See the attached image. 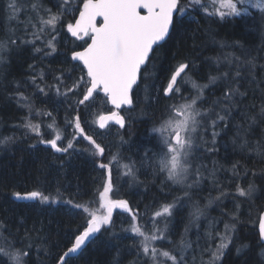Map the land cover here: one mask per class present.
<instances>
[{
    "label": "trees",
    "instance_id": "1",
    "mask_svg": "<svg viewBox=\"0 0 264 264\" xmlns=\"http://www.w3.org/2000/svg\"><path fill=\"white\" fill-rule=\"evenodd\" d=\"M51 2L58 4L57 0H50L49 4ZM8 3L9 0H0V43L7 44L12 38L18 41L14 45L7 44L8 50L0 53L3 57L0 60V139L14 138L13 142L0 146V224L4 226L0 228V244L14 245L13 251L27 248L30 241L26 233L33 225L42 226L39 234L31 231V255L25 259L27 264H55L58 255L65 250L68 234L84 223L83 214H75L76 210L64 200L71 195L81 204L95 201L91 205L94 206L98 190H102L101 173L104 172L94 161L99 159L107 163L117 152L121 157L119 163L135 164L138 179L133 182L121 176L122 169L115 165L113 198H126L134 209L151 213L154 204L159 206L165 198L171 202L174 197L181 196L180 186L173 190L171 182H165L166 174H157L158 161L152 159L157 144L156 134L150 129L160 123L166 106L172 103L163 96L162 88L170 70L179 61L187 60L192 69L184 80L191 78L197 85L207 84L203 104L214 106L226 88L223 74L229 72L234 76L236 71V63L229 64L225 57H239L243 61L255 60L254 67L240 64L242 76L234 86L245 95L236 97L242 102L233 105L226 122L216 129L219 135L215 137V144L212 137L207 136L204 142L208 150L198 156L197 162L193 159L194 170L199 168L200 182L187 189L190 198L177 201L168 229L170 239L177 244L181 236L191 242L192 248L186 253L188 264H207L211 257L203 250L215 248L218 243L215 231L223 232L226 222L235 223L234 239L217 264H264V248L257 231V218L264 210V120L258 118L264 94V13L251 10L245 17L224 21L207 17L203 12L178 18L175 29L156 48L152 63L135 90V106L122 112L127 118L125 128L110 126L102 131L92 123L111 108L102 103V97L89 110L85 120L89 133L101 132L97 139L106 148L104 156L97 158L83 151L70 156L57 154L39 143L41 136L52 139L53 133L48 132L45 124L53 125L55 131L66 137L72 131L70 127L65 131L67 104L63 96H57L53 85L61 72L69 85L80 75L77 71L70 76L68 69L72 63L71 51L81 42L62 31L56 52L45 55L44 52L51 51L45 48L44 52L36 53L32 44L20 42L25 36L9 18ZM36 46H39L37 41ZM210 76L219 79L212 84ZM33 77L37 84L47 89V94L32 83ZM182 85L185 95L192 92L191 83L182 81ZM21 94L27 99L20 100ZM25 104L32 106L31 114L29 108L23 106ZM48 112L52 115L48 116ZM254 115L257 120L252 122L250 117ZM25 117L36 130L42 128L41 136L36 130L23 127ZM245 141L247 144L242 147ZM237 184L245 189L252 185L251 196H236ZM34 190L50 195L56 202L18 203L13 200L14 192L24 194ZM221 192L225 195L216 199ZM196 207L203 212L198 220L191 215ZM122 218L121 213H114L118 238L98 234L70 264H133L136 250L130 246V234L120 231ZM165 244L167 246V242ZM0 264H10L8 257L0 255Z\"/></svg>",
    "mask_w": 264,
    "mask_h": 264
},
{
    "label": "snow or ice",
    "instance_id": "2",
    "mask_svg": "<svg viewBox=\"0 0 264 264\" xmlns=\"http://www.w3.org/2000/svg\"><path fill=\"white\" fill-rule=\"evenodd\" d=\"M208 7L204 0H59L56 11L53 12L51 8L45 9L39 0H35L31 8L32 13L39 18L40 25L33 22L30 14L29 25L34 29L31 33L32 39H27L28 26H26L25 38L20 40L21 43L32 44L36 53L44 52L45 48L50 49V52H44L45 55H50L57 51V41L62 31L74 41L81 42L71 51L72 63L68 69L70 76L77 71L80 75L69 85L61 72L55 77L53 85L57 96H63L64 103L67 104L65 131L69 127L72 131L65 137L66 145L58 143L61 141L60 135L50 140L41 136L39 143L50 146L54 153L70 156L74 152L83 151L93 157H103L106 148L97 139L101 132L90 134L85 124L89 110L94 106V102L102 97V103L110 105L111 108L108 114L98 115L92 123L99 130L108 129L112 124L118 125L121 129L125 128L127 118L122 112L125 107L130 111L135 106V90L142 82L148 65L152 63L156 48L160 47L161 42L165 41L175 29L178 18L182 19L196 12H203L205 16L218 18L221 21L242 18L249 14L250 8L264 13V0H212L211 7L214 11H208ZM7 10L10 12L9 18L15 19L18 13L23 11V7L19 5L18 0H9ZM17 41L18 38H12L7 44L14 45ZM36 41H40L41 46H36ZM7 44L0 43V53L8 50ZM2 59L3 57L0 56V60ZM225 59L229 64L236 63V71L234 76L229 72L223 74L226 88L222 98L218 99L214 106L205 107L203 104L204 88L208 87L207 84L200 86L191 78L184 80V76H187L192 69V65L187 60L179 61L170 70L167 82L162 88L163 96L171 99L172 103L166 106L165 115L162 116L160 123L154 124L150 129L151 133L156 134L157 144L156 149L152 151V159L158 161V167L155 168L157 174H166L165 182H171L173 190L175 186H180L182 195L174 197L171 202L165 198L159 206L155 204L152 206L151 213L148 210L141 213L138 208L132 207L128 199H117L110 195L115 190L113 165L122 167L124 169L122 175L135 182L138 179L135 164L120 165L119 152L112 154L107 163L103 160H95L96 166L104 170L101 173L102 190H98L99 208L91 207L95 201L81 204L71 195L64 200V203L76 210L75 214H83L84 223L68 234L65 250L58 255L55 264H70V261L75 259L88 243L98 237V234H109L114 239L118 238L115 231V210L127 214L121 219L120 231L130 234V246L136 250V260L133 264L137 262L188 264L186 253L192 248V244L190 241H185L183 236L178 244L170 239L168 229L170 218L177 201L190 198L191 193L187 189L200 182L199 168H196L195 172L192 171L197 141L205 140L211 132L212 143L215 144V137L219 135L216 129L220 123L226 122L233 105L242 102L236 97H243L245 93L234 86L242 76L240 64L255 66L254 59L247 61L239 57L234 59L225 57ZM32 67L30 65V68ZM217 79L219 77L210 76L209 83L214 84ZM182 81L192 84V92L184 94ZM32 83L40 92L47 94V89L37 84L35 77L32 78ZM19 99L26 100L27 97L21 94ZM73 100L75 103L71 102ZM23 106L29 108L31 114L32 106L30 104ZM47 115L51 116L52 113L48 112ZM258 118L264 120V94L260 100ZM250 119L255 122L257 116H251ZM23 127L36 130V126L32 125L27 117ZM13 139V137L0 139V146L13 142ZM82 141L87 143L82 144ZM121 143H124L123 139ZM246 144L247 141L242 147ZM259 147L258 145L257 150ZM233 168L235 170L236 166L234 165ZM193 175L195 179L189 183V178ZM253 191L252 185L245 189L237 184L235 195L246 198L250 197ZM224 195L225 193L221 192L216 199ZM13 196L17 200L56 202L50 195H45L40 190L24 194L14 192ZM191 215L198 220L203 212L196 207ZM236 219L237 217L233 215V220ZM257 224L259 242L264 248V212L258 215ZM3 227L0 224V228ZM235 229V223L226 222L223 232L215 231V237H218L215 248L203 250L209 252L210 264H217L221 260L234 239ZM41 230L42 226L37 228L33 225V229L26 233V238L30 241L27 248H16L13 251L14 245L0 244V255L8 257L10 264H27L25 257L31 255L32 247L31 231L39 234ZM237 251L239 252L240 249ZM201 254L203 255V252Z\"/></svg>",
    "mask_w": 264,
    "mask_h": 264
},
{
    "label": "rangeland",
    "instance_id": "3",
    "mask_svg": "<svg viewBox=\"0 0 264 264\" xmlns=\"http://www.w3.org/2000/svg\"><path fill=\"white\" fill-rule=\"evenodd\" d=\"M59 2V0H57ZM35 2V0H18V3L20 6L23 7V11H21L20 13H18V17L15 18V19H12L16 25V28H18L17 30L21 32L22 35L25 36V27L28 26V34H27V39L31 40L32 39V36H31V33L32 31H34V29L29 25V21H30V14H31V17L33 19V22L36 23L37 25H40V20L38 17L35 16V13H32V8H31V4ZM39 2L43 5V8L47 9V8H51L53 12L56 11V4H54V2H51L52 4H49L50 3V0H46V1H43L42 0H39ZM204 2L209 6L208 7V11H214V9L211 7V2L212 0H204ZM217 7H219V4L217 3ZM251 10H258V9H249V11ZM47 18V16H45V19ZM37 43L39 44L40 46V41H37ZM1 56V54H0ZM46 126V129L48 130V132H51L53 134H51L52 136V139H54L57 135H60L61 136V141H58V143H63L66 145L67 143V140H66V136L65 134H61L59 131H55V129L53 128V125H50V124H45ZM39 133V135L41 136L42 135V128L41 127H38L37 130H36V133ZM208 137L211 136L212 137V134L211 132L208 133L207 135ZM64 139H65V142H64ZM212 139V138H211ZM82 140V139H81ZM83 144V142H82ZM208 150L206 147H205V142L204 140H198L197 141V146L194 150V157L193 159L197 162L198 160V156L201 155V154H204L206 152V150ZM193 160V161H194ZM120 165L122 164H125V163H119ZM116 164L113 165V167L115 166ZM118 169H122V173L124 171V169L122 167H120L118 165ZM194 170V167L192 169V171ZM196 170V169H195ZM195 170L193 172H195ZM121 173V176H123ZM127 177V176H126ZM129 180H131L129 177H128ZM192 179H195V175L191 176L189 178V183H191ZM132 181V180H131ZM112 196V193L110 194ZM92 208H99V198L97 199V202L95 203L94 206H91ZM102 211V210H101ZM116 212H119V210H116L114 213ZM120 213V212H119ZM127 214H124V213H121V216L122 217H125ZM163 226V225H161ZM161 259H163V257H161ZM207 264H210V262H208Z\"/></svg>",
    "mask_w": 264,
    "mask_h": 264
},
{
    "label": "water",
    "instance_id": "4",
    "mask_svg": "<svg viewBox=\"0 0 264 264\" xmlns=\"http://www.w3.org/2000/svg\"><path fill=\"white\" fill-rule=\"evenodd\" d=\"M166 39H167V37H166ZM166 39H165V40H166ZM163 42H164V41H163ZM163 42H161V43H163ZM109 106H110V105H109ZM110 107H111V106H110ZM125 109H127V107H125ZM106 114H108V113H106ZM112 125H113V126H116V127H119L118 125H115V124H112ZM110 126H111V125H110ZM47 146H48V145H47ZM48 147H50V146H48ZM50 148H51V147H50ZM57 154H60V153H57ZM13 200H14L15 202H18V203H33V202H35V201L23 200V199H21V200H17V199H15L14 196H13ZM115 211H116V210H115ZM115 211H114V212H115ZM263 212H264V210H263ZM257 231H258V226H257ZM92 241H93V240H92ZM92 241H91V242H92ZM91 242H90V243H91ZM90 243H88L87 246H88ZM87 246H86V247H87ZM86 247H85V248H86ZM85 248H84V249H85ZM84 249H83V251H84ZM83 251H82V252H83ZM82 252L79 253V254L77 255V257H79V256L82 254ZM77 257H76V258H77Z\"/></svg>",
    "mask_w": 264,
    "mask_h": 264
},
{
    "label": "flooded vegetation",
    "instance_id": "5",
    "mask_svg": "<svg viewBox=\"0 0 264 264\" xmlns=\"http://www.w3.org/2000/svg\"><path fill=\"white\" fill-rule=\"evenodd\" d=\"M77 15H78V13H77ZM73 39V38H72ZM80 42V41H79ZM77 50H79V49H77ZM102 131H104V130H102Z\"/></svg>",
    "mask_w": 264,
    "mask_h": 264
}]
</instances>
